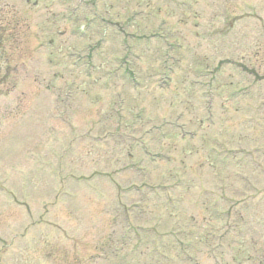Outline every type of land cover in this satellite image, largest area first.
I'll list each match as a JSON object with an SVG mask.
<instances>
[{"label":"rangeland","instance_id":"rangeland-1","mask_svg":"<svg viewBox=\"0 0 264 264\" xmlns=\"http://www.w3.org/2000/svg\"><path fill=\"white\" fill-rule=\"evenodd\" d=\"M0 264H264V0H0Z\"/></svg>","mask_w":264,"mask_h":264}]
</instances>
